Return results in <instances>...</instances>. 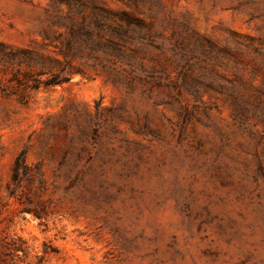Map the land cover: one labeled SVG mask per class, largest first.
I'll return each mask as SVG.
<instances>
[{
    "label": "rangeland",
    "instance_id": "obj_1",
    "mask_svg": "<svg viewBox=\"0 0 264 264\" xmlns=\"http://www.w3.org/2000/svg\"><path fill=\"white\" fill-rule=\"evenodd\" d=\"M94 7L154 44L125 43L133 71L0 95V244L15 264H264V0H0V44L62 60L51 19Z\"/></svg>",
    "mask_w": 264,
    "mask_h": 264
},
{
    "label": "trees",
    "instance_id": "obj_2",
    "mask_svg": "<svg viewBox=\"0 0 264 264\" xmlns=\"http://www.w3.org/2000/svg\"><path fill=\"white\" fill-rule=\"evenodd\" d=\"M78 11L76 14H79ZM75 13H69L65 18L51 19L52 24L63 26L66 33L54 36L59 41L62 60L47 57L33 50L12 51L0 44V95L3 97L15 96L19 103H26L27 94L40 88L48 89L68 83L73 75L82 74L84 68H95L99 63H124L132 71L134 55L126 54L124 45L127 42L153 46L155 36L150 33H141L145 29L144 23L125 11L120 13L109 12L103 8H93L89 16L80 15L77 21ZM115 19V20H114ZM117 20V21H116ZM44 44L49 45V33L43 35ZM174 50L167 60L175 64L176 79L185 77V62L190 58L191 51L176 52V46H183L184 41L175 39ZM157 49H159L157 47ZM145 58L138 59L139 72L153 76L158 71L154 68H144ZM5 69H10V76L5 77L8 85L3 84ZM20 247H9L0 244V264H15L19 260Z\"/></svg>",
    "mask_w": 264,
    "mask_h": 264
}]
</instances>
